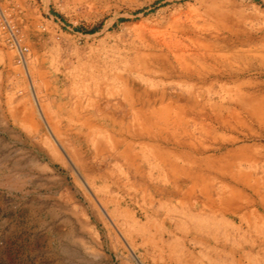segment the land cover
<instances>
[{
  "label": "rangeland",
  "instance_id": "rangeland-1",
  "mask_svg": "<svg viewBox=\"0 0 264 264\" xmlns=\"http://www.w3.org/2000/svg\"><path fill=\"white\" fill-rule=\"evenodd\" d=\"M30 2L0 15V264H264V0ZM130 93L186 123L125 133Z\"/></svg>",
  "mask_w": 264,
  "mask_h": 264
},
{
  "label": "crops",
  "instance_id": "crops-1",
  "mask_svg": "<svg viewBox=\"0 0 264 264\" xmlns=\"http://www.w3.org/2000/svg\"><path fill=\"white\" fill-rule=\"evenodd\" d=\"M28 4L30 5V0H27ZM35 4V0H32ZM25 6V0H0V15L1 17H5L6 11H12L14 8H19L20 6ZM10 13V12H8ZM5 41L2 36L1 30H0V76L5 75V67L11 66L13 62V58L11 59V53L10 51H5ZM7 64V65H6ZM130 98L128 101L129 105L128 107V116L122 115V122L125 124L121 125L122 129L125 133L129 132L131 135H134V137L141 138L144 141L146 140H153V141H161L163 139V133L162 129L166 127L167 129H170L171 126L175 125H182L184 122L183 118L186 113L185 106L180 105H172V104H165V101L163 100L161 102V105L159 107L153 106L150 104L144 105L142 107H136L133 102L132 93L127 94L126 99ZM132 98V99H131ZM195 103L198 104L196 101ZM195 105V104H194ZM193 105V107H194ZM173 108L176 109V115L173 117ZM180 117V118H179ZM204 118L212 119L211 116L208 117V114H204ZM183 121V122H182ZM177 122V124H176ZM186 122H184L185 124ZM127 124V125H126ZM166 124V125H165ZM172 124V125H171ZM142 149L145 152H149L150 148L145 145L144 143H141ZM144 147V148H143ZM154 148V147H153ZM98 151L101 152L102 148L98 146ZM128 155L127 160L129 162L133 161L135 155L131 154L130 151L132 149L128 148ZM168 155H165L164 153L160 152L159 154L153 153L154 157L157 158L160 163L158 164L159 167H165L171 174L174 176V182L177 184L178 179H176L177 175L184 174L192 176L190 173H187L186 168H180L178 166V163L176 162V155L174 152L167 153ZM149 164L152 165L151 162H149V159L147 158L145 160ZM201 160L198 159H189V165L192 166H198L201 162ZM132 163V162H131ZM187 173V174H186ZM230 206V205H228ZM229 208V207H228ZM213 217V216H212ZM215 218H213L214 220ZM211 220V218L209 219ZM216 220V219H215Z\"/></svg>",
  "mask_w": 264,
  "mask_h": 264
},
{
  "label": "bare ground",
  "instance_id": "bare-ground-1",
  "mask_svg": "<svg viewBox=\"0 0 264 264\" xmlns=\"http://www.w3.org/2000/svg\"><path fill=\"white\" fill-rule=\"evenodd\" d=\"M180 118V117H179ZM177 123V122H176ZM166 125V124H165ZM172 125V124H171ZM144 148V147H143Z\"/></svg>",
  "mask_w": 264,
  "mask_h": 264
}]
</instances>
